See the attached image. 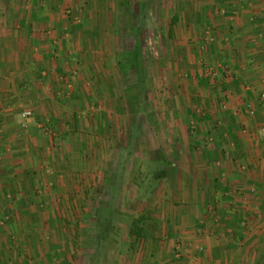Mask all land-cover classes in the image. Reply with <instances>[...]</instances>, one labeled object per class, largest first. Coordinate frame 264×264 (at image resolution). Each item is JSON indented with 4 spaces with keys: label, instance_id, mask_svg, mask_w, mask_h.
<instances>
[{
    "label": "crops",
    "instance_id": "crops-1",
    "mask_svg": "<svg viewBox=\"0 0 264 264\" xmlns=\"http://www.w3.org/2000/svg\"><path fill=\"white\" fill-rule=\"evenodd\" d=\"M36 1H41L43 8L20 15L24 29L31 25L28 29L32 33H27V41L31 43L32 58L19 59L17 65L21 68L15 74L17 80L29 85V91L18 94L17 101L20 104V97L21 101H30L20 107L32 111V118L26 120L27 129L33 126L32 137L27 139L22 132L25 126H17V148L12 149L5 114L0 121V161L3 164L0 181L15 178L16 195L22 188L19 181L29 160L25 158L29 154L27 148L51 144V137L56 136L51 135L53 129H57L54 124L68 131L67 136L57 144L59 152L54 154L52 150L49 155L42 150L40 154L65 162L74 153L88 154L89 159L94 154L93 160L88 159L91 162L84 167V176L89 180L101 173L99 167L110 148L115 150L120 146L118 118L122 113L133 115L140 110L137 106L125 109L120 104V21L123 17L135 19L137 16L136 11L124 9L121 2L132 0ZM205 4L195 12L203 18L202 22L187 28L192 35L189 38L194 41L191 48H195L198 55L190 52L189 42L184 41L177 59L180 68L173 75L176 86H180L183 103L185 100L192 103L177 108L176 112L204 116L196 123L202 135L188 141L191 147L197 146L199 152L180 154L175 159L164 154L150 159L156 168L161 167L150 177L166 176L164 169L178 165H170V160L179 161L182 173L193 179V188L188 189L184 182L178 183L183 205L175 208V217L169 219H174V230L147 239L154 243L150 245L153 249L138 254L135 261L139 264H264V144L254 133L264 121V101L259 100L264 92V0H208ZM65 7L70 8L65 11L67 14L72 13L69 18L62 14ZM197 37L199 40L195 41ZM23 40L25 38L20 39ZM207 49L209 53L204 52ZM207 56L208 66L229 74L228 91L223 93L226 98L218 104L214 100L216 95L197 89L198 80L191 77L192 70H202L197 65L205 62ZM191 62L193 65L188 66ZM35 81L41 84H31ZM190 83L196 87L184 88ZM246 104L252 105L250 115L246 113ZM150 113L156 115V112ZM160 113L166 112L161 110ZM161 121V125L170 124L164 117ZM41 124H46L45 130L47 127L49 130H38L36 127ZM243 129L253 134L247 135ZM74 130L82 133H69ZM136 130L137 127L133 133ZM202 146L207 149H200ZM107 165L110 169L113 167V164ZM6 186L0 184V193ZM190 191L205 194L207 198L185 200ZM160 206L163 211L168 204ZM4 209L0 204V211ZM161 213L160 223L164 225L166 214ZM180 257L179 261L169 263Z\"/></svg>",
    "mask_w": 264,
    "mask_h": 264
},
{
    "label": "rangeland",
    "instance_id": "rangeland-1",
    "mask_svg": "<svg viewBox=\"0 0 264 264\" xmlns=\"http://www.w3.org/2000/svg\"><path fill=\"white\" fill-rule=\"evenodd\" d=\"M206 2L208 0H151L146 3V15L138 21L123 17L118 49L124 63L119 79L122 91L120 104L125 109L137 106L140 110L133 115L122 113L118 118L120 146L115 150L110 148L99 167L101 173L94 175V178L89 177V180L84 176V167L93 160L94 154L89 159L88 154L74 153L69 155L68 162L47 159V155L44 157L40 154L42 150L46 154L49 152V155L52 150L54 154L59 152L60 146L57 144L67 136L68 131L60 130L58 124H54L57 129L51 132V135H56L51 137V144L27 148L29 154L25 158L29 160L22 173L23 179L19 181L22 186L19 194L16 195L13 187L15 178L6 177L3 183L0 181L1 185H7L0 193V204L5 207L0 211V264H139V261H135L138 254L153 249L150 245L154 243L147 242V239L152 240L156 235L174 230V219H169L175 217V208L183 205L178 194V183L184 182L191 189L193 179L182 173L181 162L171 160L170 165H178L164 169L166 176L157 174L150 177L153 171L161 168H156L150 159L161 154L175 159L180 154L199 152L197 146L191 147L188 141L202 135L196 123L204 116L193 114V118L192 114L176 112L177 108L191 106L192 103L188 100L183 103L179 95L180 86H176L173 75L180 68L177 59L183 42H189L190 48L194 42L189 38L192 35L187 28L202 22L203 18L195 12ZM126 3L127 9L138 14L141 1ZM34 8H43L41 1L0 0V121L1 115L5 114L10 127L7 137L9 141L13 140L8 143L15 150L16 127L25 126L22 132L27 139L32 137L34 131L33 126L26 128L28 123L21 117V113L28 110L23 107L25 110L22 111L21 107L29 104V99L24 102L20 97V104L17 101L18 94L29 91V85L15 76L21 68L17 65L18 60L32 58L33 54L31 43L27 41V33H32L28 29L31 25L24 29L20 15ZM69 9L65 7L62 11L64 17L72 15L65 12ZM24 38L23 43L20 39ZM194 40H199V37ZM137 43H140L139 68L134 65L132 54ZM190 52L198 55L195 48H191ZM204 52L209 53L208 49ZM208 57L197 65L202 70H192L194 75L191 77L198 80L197 89L205 91L207 95H216L214 100L218 104L226 98L223 93L228 91L229 74L221 68L218 70V67L208 66ZM192 65V62L188 63V66ZM213 72L217 76H211ZM141 77L144 79L142 86L137 85ZM31 84L41 83L35 81ZM187 84L184 86L187 90L196 87V84ZM161 110L166 113L161 115ZM150 111L156 112V115ZM162 117L168 119L170 124L161 125ZM45 125L35 127L47 132L49 127L45 130ZM19 133L21 136L22 133ZM69 133L82 132L74 130ZM202 147L200 149H207V146ZM108 163L113 164L111 169ZM1 165L0 161V170ZM185 197L188 201L207 198L205 194L192 192ZM161 203L168 204L163 211ZM98 206L105 208L101 209V216L105 220L99 225L96 220ZM161 212L166 214L163 216L164 225L160 223ZM134 226L135 230H142L138 237L129 232ZM178 259L181 257L169 263Z\"/></svg>",
    "mask_w": 264,
    "mask_h": 264
},
{
    "label": "trees",
    "instance_id": "trees-1",
    "mask_svg": "<svg viewBox=\"0 0 264 264\" xmlns=\"http://www.w3.org/2000/svg\"><path fill=\"white\" fill-rule=\"evenodd\" d=\"M126 2L127 1H122L121 2V5H122V7L124 9H127V3ZM146 3H148V2H142L140 4L139 9H138V14H137V16L135 18L136 21H138L140 18H142V16H144L146 14V12H147V7H146L147 5H146ZM175 21H176V19H174L173 22H175ZM134 30H136V28H134ZM133 50H134L132 52V54H133V62H134V65H136L138 67L137 63H140V60H141L140 59V43H137L136 44V47ZM120 57L121 56L119 55V60H120ZM119 63H120L121 68H122L123 65H124V63L121 60L119 61ZM140 75H141V73H140ZM143 80L144 79L142 77L141 78H138L137 85L142 86ZM101 209H105V208L98 206L97 209H96V214H97L96 220H97L98 225L101 224L102 222H104L103 220H105V219H103L104 217L101 216V213H102L101 212ZM99 214H100V216H99ZM107 223H108V221H107ZM134 228H135V226L133 228H130L129 229V232H130L131 235H134L135 237H138L140 235V233H141L142 230H139V229H136L135 230Z\"/></svg>",
    "mask_w": 264,
    "mask_h": 264
},
{
    "label": "built area",
    "instance_id": "built-area-1",
    "mask_svg": "<svg viewBox=\"0 0 264 264\" xmlns=\"http://www.w3.org/2000/svg\"><path fill=\"white\" fill-rule=\"evenodd\" d=\"M211 76H217V74L215 72H213V73H211ZM259 100L264 101V92H262L260 94ZM245 110H246L247 115H250L253 112L252 105L246 104ZM21 117L24 120L30 119L32 117V112L30 110H25L21 113ZM243 133L250 135V136L253 134L252 131H249L247 129H243ZM254 133L258 135L261 143L264 144V121L260 123V125L257 127V129Z\"/></svg>",
    "mask_w": 264,
    "mask_h": 264
}]
</instances>
